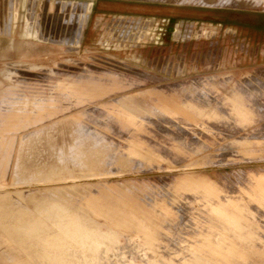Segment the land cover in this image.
<instances>
[{"label": "rangeland", "instance_id": "rangeland-1", "mask_svg": "<svg viewBox=\"0 0 264 264\" xmlns=\"http://www.w3.org/2000/svg\"><path fill=\"white\" fill-rule=\"evenodd\" d=\"M237 1L0 0V256L264 264V8ZM94 148L95 180L38 179Z\"/></svg>", "mask_w": 264, "mask_h": 264}, {"label": "crops", "instance_id": "crops-1", "mask_svg": "<svg viewBox=\"0 0 264 264\" xmlns=\"http://www.w3.org/2000/svg\"><path fill=\"white\" fill-rule=\"evenodd\" d=\"M160 101H164L161 99V97H156L154 99V103L160 104ZM172 102V101H171ZM69 120H64L63 123H68L70 125V122H67ZM66 124V125H68ZM78 127V126H77ZM79 129L82 130L83 134H88L92 137H94L91 133L86 132L85 129H82L79 127ZM79 135V134H76ZM77 141V139H76ZM96 148L88 151H84L81 155V158L76 161V166L71 167L64 158L62 159L63 161H60V168H54L49 171H46V176L44 178H38L41 181L40 182H45L48 183L49 179L51 177H57L60 178V183H65V182H79V181H93L95 180V175L99 173L97 171V165H96V154H97ZM101 153L103 154V151L101 150ZM104 155V154H103ZM102 155V156H103ZM101 156V157H102ZM112 160V159H111ZM101 166L103 167L106 165L105 162H103L102 158H100ZM109 165L112 166V161H109ZM70 166V167H69ZM76 168V169H75ZM85 168V169H81ZM101 174H112V172H102L100 171ZM38 179H30V181H35ZM53 181V180H52ZM75 186H72L71 189H75ZM67 189L62 188L61 191L64 193L66 192ZM61 199V198H60ZM42 200V198H41ZM63 200V199H62ZM71 203V201H68V203ZM69 203V204H70ZM0 261L1 264H27L25 261H12L11 258L10 260L6 256H0Z\"/></svg>", "mask_w": 264, "mask_h": 264}, {"label": "bare ground", "instance_id": "bare-ground-1", "mask_svg": "<svg viewBox=\"0 0 264 264\" xmlns=\"http://www.w3.org/2000/svg\"><path fill=\"white\" fill-rule=\"evenodd\" d=\"M194 1H196L197 2V4H199V5H201V6H207V3H208V0H194ZM229 1H231V0H228V2L226 3V5L229 3ZM257 1H259V0H257ZM257 1H255V2H257ZM261 1V5L263 6V8H264V0H260ZM259 1V2H260ZM188 2V1H187ZM235 2H238L237 0H235ZM259 2H257V3H259ZM52 3V2H51ZM50 3V5H49V8L52 6V4ZM190 3H191V1H190ZM239 3V2H238ZM256 3V5L258 6V4ZM87 4V3H86ZM85 4V11H86V13L89 11V9L91 8V4H87L86 5ZM222 4H219V5H217V6H221ZM255 5V6H256ZM84 6V5H83ZM260 6V5H259ZM86 15V14H85ZM84 17V15L82 16V18ZM86 17V16H85ZM86 18H88V16L86 17ZM84 20H85V18H84ZM202 32V31H201ZM145 32H143V36H145ZM148 34V33H147ZM182 34V33H181ZM199 34V33H198ZM135 35H137V34H135ZM176 37V36H175ZM184 37H185V35H184ZM187 38H188V36H186ZM184 39V38H183ZM255 86V85H254ZM138 101V100H137ZM170 103H173V102H164V101H160V104H156V103H154V107H156L157 108V110H159L160 112H164V111H168L169 109H170V107H171V105H170ZM138 104V103H137ZM136 104V105H137ZM135 107V106H134ZM154 109V108H153ZM155 113V112H154ZM195 119V118H194ZM173 124V123H172ZM25 181V180H24ZM56 233H58V232H55V234ZM53 235H54V232H53ZM57 236V235H56ZM55 236V237H56ZM54 237V236H53ZM53 239V238H52ZM48 252H49V250H48ZM47 252V253H48ZM52 252V251H51ZM51 252H50V254H51ZM61 252V251H60ZM46 253V252H45ZM46 253V254H47ZM68 254V253H67ZM48 255V254H47ZM51 257V256H50ZM68 257V256H67ZM143 259V258H142ZM111 260V259H110ZM120 260V259H119Z\"/></svg>", "mask_w": 264, "mask_h": 264}]
</instances>
